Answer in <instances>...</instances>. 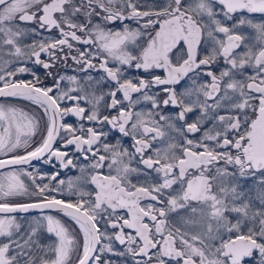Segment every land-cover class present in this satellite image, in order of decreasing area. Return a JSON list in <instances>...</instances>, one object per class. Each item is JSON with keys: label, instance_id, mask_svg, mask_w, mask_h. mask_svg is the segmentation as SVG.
<instances>
[{"label": "snow or ice", "instance_id": "1", "mask_svg": "<svg viewBox=\"0 0 264 264\" xmlns=\"http://www.w3.org/2000/svg\"><path fill=\"white\" fill-rule=\"evenodd\" d=\"M0 264H264V0H0Z\"/></svg>", "mask_w": 264, "mask_h": 264}, {"label": "flooded vegetation", "instance_id": "2", "mask_svg": "<svg viewBox=\"0 0 264 264\" xmlns=\"http://www.w3.org/2000/svg\"><path fill=\"white\" fill-rule=\"evenodd\" d=\"M257 19H259V17H257ZM37 71H38V72L42 75V77H43V71H44V70L38 68ZM68 71L71 72L70 69H69ZM94 75H96V74L94 73ZM45 82H46V83H51L50 80H45ZM177 87H180V86H177ZM165 111H166V112H174L175 110L169 108V109H166ZM190 118H191V116H190ZM72 119H73V118H71V117L69 118L70 121H71ZM110 139H112V137H110ZM128 144H130V141H126V142H125V145H126V146H127ZM78 163H87V162H86V161H78ZM25 167H27V166H25ZM36 168H39L41 172H49V173H50V172L54 171L50 166H48V165H44V164H42L40 161H35V162H33V163H32V167L29 168V170L31 171V170H34V169H36ZM78 175H79L78 170H76V169H66V170H62V171H61V174H60V176L58 177V179H64V180H67V179H69V178H74V177H76V176H78ZM36 215H39V214L26 215V216L31 217V216H36Z\"/></svg>", "mask_w": 264, "mask_h": 264}, {"label": "water", "instance_id": "3", "mask_svg": "<svg viewBox=\"0 0 264 264\" xmlns=\"http://www.w3.org/2000/svg\"><path fill=\"white\" fill-rule=\"evenodd\" d=\"M33 162H35V161H33ZM32 162V163H33ZM34 214H39V213H37V212H31V213H27V214H23V215H34ZM19 215V214H18Z\"/></svg>", "mask_w": 264, "mask_h": 264}]
</instances>
